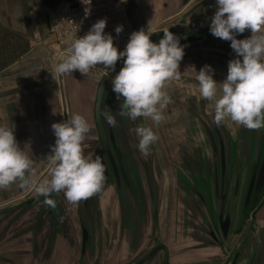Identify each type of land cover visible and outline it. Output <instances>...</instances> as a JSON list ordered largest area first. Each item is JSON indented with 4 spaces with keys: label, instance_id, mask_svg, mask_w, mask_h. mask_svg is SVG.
<instances>
[{
    "label": "rangeland",
    "instance_id": "374dc122",
    "mask_svg": "<svg viewBox=\"0 0 264 264\" xmlns=\"http://www.w3.org/2000/svg\"><path fill=\"white\" fill-rule=\"evenodd\" d=\"M194 7L196 8V6ZM215 11L216 0H213L211 5L205 7V9H198L196 17L199 15L198 17L202 21L211 23V18ZM202 15L204 16L203 18ZM185 16L186 14L183 17L187 18ZM250 35V31L246 30L241 36L247 38ZM184 50V57L186 58L183 57L184 59H182L179 67L182 73L181 79L170 82L166 88L171 97V103L164 110V121L159 126L154 125L151 120L143 118L142 121L145 126L153 127L154 132L159 137L158 141L152 145L150 154L144 155L138 149L139 138L134 131L135 127L138 126L136 121L117 115L119 104L122 102L117 101L115 93H111L110 90L106 97L105 111L115 109L118 124L117 131L121 137L120 142L129 152L130 162L136 167H140L142 172L139 175L141 176L145 199H142L139 189L135 186L137 190L136 200L135 198L127 199V201L124 200V203L120 199L114 198L113 200L108 190V183H106L103 192L101 191L90 198L89 203L93 211L92 222H90L88 216H86L87 210L83 203L84 201L80 202L81 216L82 220H84L81 221L80 214L79 217L76 216L77 205L69 204L63 192L54 194L51 197L56 201L55 209L43 204L45 199L43 196L37 197L30 192L17 202L0 205V232H5L4 236L0 233L1 254L4 253L2 250L9 249V247H25L28 243L29 231L32 232L29 237H31L33 242L35 235L33 230L38 225L37 218L39 217L41 222L36 230L37 239L35 243L36 246H39H37L38 253L37 256L33 257V251L29 250V254H26L25 258L21 260L25 264L26 261L36 264L49 262L51 264H82L81 255L84 257L83 264L87 263L88 259L91 260L88 264H109V253L113 245L119 243L140 245L144 242L143 235L145 231H141L140 228H146L143 216V212L146 209L154 218V220L149 222V228H153L157 224L156 214L161 213L162 226L166 221L164 217L166 213L168 214L170 219L165 227L170 229V231L158 232L154 228L157 232H152V238L154 237L153 239H155L153 244L155 245L159 242L157 239L158 234L159 236L162 234L164 237L171 238L169 244L175 247L173 251H175V261L178 264L200 262L206 256L219 252L218 249L213 248L203 249L205 247L198 239L199 236L201 237L197 230L198 223L201 221V212H206L209 201L213 204L212 199L210 200L213 196L212 182L210 179L205 180L204 175V178L201 176V179L199 177L195 179L191 176L189 163L192 162L195 165L198 163L206 164V159L204 158L206 156L204 137L205 135L207 136L209 131V125L213 119L211 117L213 111L208 107L207 101L200 97L198 82L195 77L200 68L207 63V65L220 70L222 75H215L214 79L222 82L227 75V73L225 75V70H227L228 62L235 58V53L230 47V41L223 42V40L193 42L191 46L185 45ZM208 53L209 55H207ZM88 123L91 125L92 131L86 136L83 143L86 156H90L87 154L89 149L98 145L93 122L90 120ZM127 126H130V132L126 128ZM230 126L233 127V123H230ZM234 127L239 130L236 124H234ZM228 129L231 131V128ZM245 133L247 134V131ZM187 152L189 157L186 155ZM173 159L178 160L180 168L181 183L178 182L179 184L174 182L177 177V168L176 166L174 167L175 161ZM240 159V161H237L236 167L228 170V184L232 182L233 177L237 181L238 175L246 167L245 157L242 155ZM158 164L164 167V171L160 169ZM47 175L48 170L44 172L40 179L46 178ZM234 182L231 183L233 187ZM242 189L245 192L246 188L244 186ZM193 190L203 195V197L200 196V199L194 198ZM100 205L105 220L103 222L104 226L102 225L99 229ZM226 206H228V203ZM251 208V205L245 208V213H251ZM258 208L261 210L257 213L256 219L254 217L252 221L248 222V227H243L247 238L251 236V232L252 235L256 234L257 240L255 246H253L254 249H252L254 253H256L257 247L264 237V201L260 203ZM113 212H115L114 216L112 215ZM117 212L120 215H117ZM128 212H135L137 216L130 215ZM82 222L85 229H88L89 241L86 244L83 240L81 245L79 242L80 233H82V236L84 234ZM253 226L254 228H252ZM132 228H135L133 234H131ZM22 229L25 235L21 234L20 230ZM49 232L51 236L54 232L53 239L48 240ZM242 235L244 236V234ZM238 236L240 239L242 238L240 235H235L232 245H238ZM80 246L82 247L81 251ZM135 251L136 249H132L129 252L130 255H135ZM244 264H249V261Z\"/></svg>",
    "mask_w": 264,
    "mask_h": 264
},
{
    "label": "clouds",
    "instance_id": "9594fccd",
    "mask_svg": "<svg viewBox=\"0 0 264 264\" xmlns=\"http://www.w3.org/2000/svg\"><path fill=\"white\" fill-rule=\"evenodd\" d=\"M82 3L88 6L87 17L92 0ZM106 24V18L99 19L82 37L65 41L64 54L49 71L53 78L70 76L75 71L87 76L91 69L102 66L108 74L123 60V67L111 81L116 100H122L117 115L133 121L144 118L159 126L171 103L167 85L182 76L179 67L185 55L184 46L169 29L163 30V37L155 43L149 29L141 28L130 34L120 51L114 37L105 33ZM246 30L251 35L237 39ZM122 31V25L115 28L117 36ZM210 33L230 41L235 53L222 82L214 79L211 65L201 67L195 77L200 97L214 105L215 124L221 126L230 120L249 130L264 128V0H216ZM101 115L109 126H117L111 110ZM51 128L55 143L51 154L39 161L47 166L48 175L38 180V162L33 159L30 144L21 148L14 134L15 125L0 123V191L16 185L37 197L43 196V204L52 209L56 208V201L51 197L63 192L67 202L75 206L102 191L105 166L99 156L93 159L84 154L83 143L92 131L84 116L72 114L65 121L53 123ZM134 131L139 138V151L150 154L151 146L159 139L153 127L141 124Z\"/></svg>",
    "mask_w": 264,
    "mask_h": 264
},
{
    "label": "crops",
    "instance_id": "0c3cea01",
    "mask_svg": "<svg viewBox=\"0 0 264 264\" xmlns=\"http://www.w3.org/2000/svg\"><path fill=\"white\" fill-rule=\"evenodd\" d=\"M56 1L0 0V123L15 125L14 134L21 148L30 144L33 159L38 162V180L47 171V166L39 161L51 154L55 143L51 125L75 113L94 124L95 73L90 70L84 76L75 71L70 76L53 78L49 71L59 62L52 57L50 47L54 37L48 23L50 9ZM118 1L124 4L135 31L143 28L152 33L181 20L210 26V22L202 21L196 13L213 0H205L196 8L200 0ZM185 14L187 18L183 17ZM53 109L57 111L55 115ZM29 193L13 185L0 191V205L17 202Z\"/></svg>",
    "mask_w": 264,
    "mask_h": 264
},
{
    "label": "flooded vegetation",
    "instance_id": "af4514ba",
    "mask_svg": "<svg viewBox=\"0 0 264 264\" xmlns=\"http://www.w3.org/2000/svg\"><path fill=\"white\" fill-rule=\"evenodd\" d=\"M195 54V53H194ZM209 55V53L207 54ZM186 58V57H184ZM183 58V59H184ZM213 63V62H212ZM204 65H207L205 63ZM203 65V66H204ZM214 69V76H221L220 70L212 67ZM227 70H225V75ZM208 107L211 108L212 112V121L209 125V131L207 132V136L205 135L204 141L206 146V164L198 163L193 164L192 162L189 163L190 167V175L193 176L195 179L201 176H205L206 179H210L212 182V191L213 196L210 198L212 199L213 204L209 201V205L206 207V212H201V221L198 223L197 230L200 233L201 237L198 239L200 240L201 244L204 245L205 248L203 249H218V253H214L212 255L206 256L203 261L200 262H188V263H179V264H244L245 262L249 261V264H253L254 259V252L252 251L253 246L256 243V234L251 236H245V229L243 228L244 219L246 220H253L254 217L256 219L258 209L257 207L260 205L262 201H264V180L260 178V172L263 166L264 161V128L260 130H249L243 126H238L239 130H236L234 127L230 126L231 121H225L221 126H217L214 122V105L207 101ZM113 110V109H112ZM115 111V109H114ZM116 112L114 116L116 117ZM118 125V124H117ZM115 128V135L116 141L119 144V147L113 148V154L116 163V169L114 168L113 164L110 163L109 159H105L107 163V171H108V180L105 181L108 183V190L110 192L111 198L120 199L122 203H124L127 199L135 198L137 194V190L135 186L140 191L142 199L144 198L143 194V185L141 181V176L139 175L141 172L140 167H136L131 163L129 152L127 149L123 147L121 141L120 134L117 131V126ZM228 128H231L229 131ZM242 133H241V132ZM247 131V134L245 133ZM240 132V133H239ZM245 133V135H244ZM92 154V153H91ZM90 154V156H91ZM186 155L189 157L188 152ZM245 157L246 162L243 171L238 175L237 181L233 177L234 187L229 181L228 178V170L232 167L237 166V161L241 160L240 157ZM174 167L177 168V177L174 179V182L181 183L180 178V168L178 164V160H175ZM177 162V163H176ZM242 162V161H241ZM244 162V161H243ZM161 170L164 167L158 164ZM183 167V166H182ZM181 167V168H182ZM164 171V170H163ZM116 175V176H115ZM118 176V178H117ZM204 178V177H203ZM165 179V178H164ZM253 181V182H252ZM252 182V183H251ZM257 182L262 183V189L260 192H257ZM161 183V182H160ZM178 183V184H179ZM104 185V186H105ZM246 185V186H245ZM243 186L246 188L245 192H243ZM104 188V187H103ZM242 190V192H241ZM104 189H102V192ZM194 198H199L200 195L198 192L193 190ZM117 197V198H116ZM201 198V197H200ZM199 198V199H200ZM136 200V198H135ZM134 200V201H135ZM118 201V202H120ZM82 202V201H81ZM120 202V203H121ZM144 202V201H143ZM243 202L245 206H252L251 213L241 212L239 209L240 207L243 208ZM228 203V206H226ZM145 204V202H144ZM243 206V207H242ZM81 203L77 205V214L76 216H81L80 211ZM146 208V206H145ZM245 208V207H244ZM114 209V205H113ZM256 211V212H255ZM99 222L98 228L100 229L103 225L105 220V216L103 215V211L99 210ZM113 212V216H114ZM119 212H117V215ZM129 213V212H128ZM135 212H130V215L137 216V214H133ZM144 213V220H145V227L141 229V231H145L144 235V242L140 245L136 244H117L113 245L112 250L110 251V259L109 264H178L175 261V250L174 246L170 243L171 238H168L165 233L164 237L162 234L157 235V239L159 240L158 243L155 245L153 244L154 240L152 238V232H161V231H170L165 225L169 222L168 214L166 213L164 219L166 221L162 226V215L161 213L156 214L157 224L155 227L149 228V222L154 220L152 215L147 212V209ZM92 214L93 211L90 207L89 211H86V216L90 222H92ZM254 215V216H253ZM37 216V215H36ZM34 218V217H33ZM40 219L37 218L38 225L40 224ZM140 219V217H139ZM81 221L82 216H81ZM37 225V227H38ZM84 226V223L82 222ZM226 225V231H224V226ZM104 226V225H103ZM34 228L33 233L34 238L33 242L31 237V231L28 233V243L27 245L17 248L9 247V249L2 250L4 253L1 254L0 252V263L3 264H25V262L21 261L25 258L26 254H29V250H32L33 257L37 256L38 247L36 246V239L37 234L36 230L38 228ZM157 231H155V229ZM254 228V226L252 227ZM81 229V228H80ZM135 228L131 229V234H133ZM247 230V229H246ZM254 230V229H253ZM252 230V231H253ZM21 234H24L23 229L20 230ZM2 235H5V232H0ZM255 233V231H254ZM80 244L82 245V241L84 240V234L80 233ZM244 234V236L242 235ZM235 235H240L242 238L239 237L238 245H232L233 239H235ZM51 236V233H48V240L54 238V232ZM245 238V239H244ZM88 229H87V238L84 243H88ZM157 246V247H156ZM156 247V248H155ZM227 247V249H225ZM132 249H136L135 255H130V251ZM155 249V250H154ZM82 247L80 246V251ZM80 253V252H79ZM253 253V254H252ZM4 254V255H3ZM177 256V255H176ZM30 258V257H26ZM82 264H83V256ZM91 260L88 259L87 263H90ZM26 264H36V263H28ZM39 264H50V263H39Z\"/></svg>",
    "mask_w": 264,
    "mask_h": 264
},
{
    "label": "water",
    "instance_id": "95a60500",
    "mask_svg": "<svg viewBox=\"0 0 264 264\" xmlns=\"http://www.w3.org/2000/svg\"><path fill=\"white\" fill-rule=\"evenodd\" d=\"M203 1H205V0H200L199 2H197V4L195 6L197 7ZM166 29H169V31H171L175 36H177L179 38L181 46H185V45L191 46L193 42L201 43V42L209 41V40H221L219 38L214 37L210 33V26L203 25L199 21L187 23L185 20H181L178 24H176L172 27L166 28ZM163 30H165V29L152 32L150 39L153 42L158 43L159 40L163 37V32H162ZM237 39H244V37H242L241 35H237ZM122 67H123V60H120L115 65L114 71L110 70L108 74L105 71L102 74H100V73L94 74V79H96V81H97V84H96L97 88H96L95 98H94V102H93V111L92 112H93V121H94L93 125H94V129L96 131V137L95 138H96L98 145L96 147H93L92 149H89L87 151V154L90 155L92 153L91 157L93 159L96 158L97 156L100 157L102 163L105 166L106 180H108V176H107L108 171H107V163H105L106 162L105 159L106 158L109 159L110 163L113 164L114 168L116 169V163H115V158H114V154H113L112 149L119 147V144L116 141V137H114L115 128H113L107 124L106 120L103 118L101 113L106 112L105 111L106 110V97H107L109 90L111 93L113 92L111 81H112L113 77L119 72V70ZM120 102H122V100ZM110 110H111L112 114L114 115V113L116 111H114V109L113 110L110 109ZM117 111H119V109ZM142 121H143V118H138L136 120V123L138 125H141V124L145 125ZM126 128H128V131L130 132V126H127ZM150 152H152V148L150 149ZM117 178H118V176H117ZM260 178L264 180V161H263V166H262V169L260 172ZM256 187L258 190L257 192H260L262 189V183L257 182ZM83 201H84L83 203L86 206V210L89 211V209H90V203H89L90 198L83 200ZM244 203L245 202H243V205H244ZM244 207L247 208L248 206L244 205ZM244 207L243 208L240 207L239 210L241 212H246V209ZM260 210L261 209H259L258 212ZM249 221H252V220H249ZM249 221L244 219L243 227H245V226L248 227ZM82 229H83V233H84V241H86L87 229H85L84 226ZM224 231H226V225L224 226ZM252 261H253V264H264V237L262 238L260 245L257 247L256 253L254 255V259Z\"/></svg>",
    "mask_w": 264,
    "mask_h": 264
},
{
    "label": "built area",
    "instance_id": "2783aa9c",
    "mask_svg": "<svg viewBox=\"0 0 264 264\" xmlns=\"http://www.w3.org/2000/svg\"><path fill=\"white\" fill-rule=\"evenodd\" d=\"M124 4L118 0H92L90 14L85 17L87 5L82 0H57L49 12L50 35L54 37L52 57L59 61L64 54L66 44L70 38L82 37L90 27L99 19H107L105 28L106 34L114 37V44L120 51H123L130 34L134 28L128 19ZM123 26V31L117 36L115 28ZM93 73H104L102 66L91 69Z\"/></svg>",
    "mask_w": 264,
    "mask_h": 264
}]
</instances>
